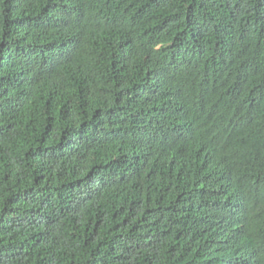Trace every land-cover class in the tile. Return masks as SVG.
<instances>
[{"label":"trees","instance_id":"trees-1","mask_svg":"<svg viewBox=\"0 0 264 264\" xmlns=\"http://www.w3.org/2000/svg\"><path fill=\"white\" fill-rule=\"evenodd\" d=\"M0 264H264V0H0Z\"/></svg>","mask_w":264,"mask_h":264}]
</instances>
